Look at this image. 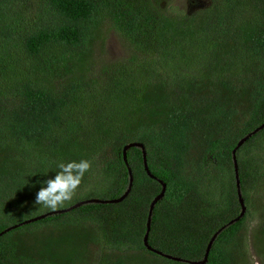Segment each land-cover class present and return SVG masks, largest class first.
<instances>
[{
    "label": "trees",
    "instance_id": "16d2710c",
    "mask_svg": "<svg viewBox=\"0 0 264 264\" xmlns=\"http://www.w3.org/2000/svg\"><path fill=\"white\" fill-rule=\"evenodd\" d=\"M166 11L160 0H0V231L43 213L36 192L61 161H91L69 205L123 194L130 141L144 144L151 173L166 184L151 215L152 247L202 259L211 235L238 216L232 149L264 121V0H210L179 18ZM106 22L128 47L111 64L93 56ZM263 134L236 150L245 211L204 264H247L245 221L264 188V159L245 145ZM127 160L133 184L122 201L1 234L0 264H188L144 246L161 184L139 147ZM97 175L109 178L104 197L90 190ZM259 209L253 244L264 258Z\"/></svg>",
    "mask_w": 264,
    "mask_h": 264
},
{
    "label": "rangeland",
    "instance_id": "374dc122",
    "mask_svg": "<svg viewBox=\"0 0 264 264\" xmlns=\"http://www.w3.org/2000/svg\"><path fill=\"white\" fill-rule=\"evenodd\" d=\"M161 5L165 8L168 14L174 15L176 17H186L197 14L201 12V10L207 6H209L210 0H160ZM33 10V7L32 9ZM30 15V14H27ZM26 15V16H27ZM28 17V16H27ZM31 17V16H30ZM96 40L93 46V56L94 60L98 63H112L117 62L118 60H122L128 54V47L123 42L122 38L117 34L116 31L110 29L109 22L103 24L102 27V39ZM97 67V66H96ZM98 68V67H97ZM246 148H253V153L258 156L260 159H264V134L254 139L253 142H250L245 145ZM98 170H101L103 176H108L110 169L108 163L105 161H101L97 164ZM264 168V165H263ZM262 168V171L264 170ZM98 177V179H97ZM109 179V178H108ZM108 179L104 180L100 176H96L94 180L97 182L95 186L90 187V190L99 195L98 197H104L106 194V183ZM85 188H89V186H85ZM88 191V190H87ZM84 194L85 192L82 191ZM261 195L255 198V207L254 212H250L249 216L246 219V227H247V254L248 261L247 264H264L263 255L257 254L253 244V235L255 232V228L258 226L260 220L259 214L261 212V208L264 205V188L260 190ZM76 193L75 195H78ZM69 205V204H68ZM67 205V206H68ZM65 206V207H67ZM64 208V207H62ZM42 212H46L49 209H42ZM17 216V215H16ZM18 217V216H17ZM66 218V217H65ZM43 228V226H42ZM99 253L96 254L98 256Z\"/></svg>",
    "mask_w": 264,
    "mask_h": 264
},
{
    "label": "water",
    "instance_id": "95a60500",
    "mask_svg": "<svg viewBox=\"0 0 264 264\" xmlns=\"http://www.w3.org/2000/svg\"><path fill=\"white\" fill-rule=\"evenodd\" d=\"M264 128V121L261 122L259 125H257L256 127H254L252 130L248 131L246 134H244L242 137L239 138V140L237 141L236 145L234 146V148L232 149V161H233V169H234V177H235V186H236V192H237V198H238V202L241 206V211L238 214V216H236L235 218L230 219L229 221H227L225 224H223L221 227H219L210 237V239L207 242L205 251H204V255L202 259L199 260H193V259H188V258H184V257H180V256H176V255H172V254H168L165 252H162L159 249H156L154 247H152L149 242H148V234H149V230H150V223H151V215H152V211L155 207V204L164 196L165 190H166V184L159 178H157L156 176H154L147 164V158H146V148L144 146V144L142 142L139 141H130L126 144L123 145L122 147V159L125 163V166L127 168V172H128V183H127V187L125 189V191L123 192V194H121L120 196L116 197V198H108V199H102V198H96V197H92V198H88V199H83V200H79L67 207L64 208H59L55 211L53 210H48L46 212H43L41 214H37L35 216L26 218L24 220H21L19 222H16L12 225L7 226L5 229H3L2 231H0V235L4 234L5 232L12 230L14 228H17L21 225L24 224H28L31 222H35L38 220H41L47 216L53 215V214H58V213H64V212H69L74 208H77L81 205L87 204V203H117L122 201L130 192L132 184H133V173H132V169L128 163L127 160V151L131 148V147H139L141 149V153H142V160H143V167L144 170L146 172V174L150 177L153 178L155 180H157L160 184H161V189L160 191L152 198V200L149 203V208H148V215H147V221H146V230L145 233L143 235V244L144 246L151 250L152 252L161 255L165 258L168 259H172L174 261H180V262H184V263H188V264H204L207 261L208 258V254L209 251L211 249V246L213 244V241L215 240V238L217 237V235L224 229L226 228V226L232 224L234 221L238 220L244 213L245 211V205H244V201H243V197L241 194V190H240V180H239V173H238V162H237V158H236V150L245 143V141L247 139H249L252 135L256 134L257 132H259L260 130H262Z\"/></svg>",
    "mask_w": 264,
    "mask_h": 264
},
{
    "label": "clouds",
    "instance_id": "9594fccd",
    "mask_svg": "<svg viewBox=\"0 0 264 264\" xmlns=\"http://www.w3.org/2000/svg\"><path fill=\"white\" fill-rule=\"evenodd\" d=\"M57 168L58 171L55 172L54 177L43 181L34 199L35 205L53 211L72 202L85 173L91 169V161L86 159L78 162L61 161L57 164Z\"/></svg>",
    "mask_w": 264,
    "mask_h": 264
}]
</instances>
